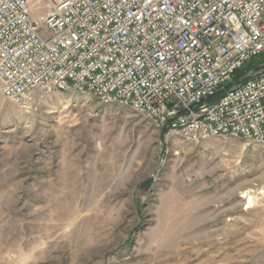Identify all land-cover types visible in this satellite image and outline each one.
<instances>
[{
    "label": "rangeland",
    "instance_id": "rangeland-1",
    "mask_svg": "<svg viewBox=\"0 0 264 264\" xmlns=\"http://www.w3.org/2000/svg\"><path fill=\"white\" fill-rule=\"evenodd\" d=\"M0 264H264V145L162 137L74 91L21 107L0 89Z\"/></svg>",
    "mask_w": 264,
    "mask_h": 264
},
{
    "label": "built area",
    "instance_id": "built-area-1",
    "mask_svg": "<svg viewBox=\"0 0 264 264\" xmlns=\"http://www.w3.org/2000/svg\"><path fill=\"white\" fill-rule=\"evenodd\" d=\"M0 0V89L92 95L186 142L264 145V0ZM34 8V10H32ZM39 15L38 18L34 14Z\"/></svg>",
    "mask_w": 264,
    "mask_h": 264
},
{
    "label": "trees",
    "instance_id": "trees-1",
    "mask_svg": "<svg viewBox=\"0 0 264 264\" xmlns=\"http://www.w3.org/2000/svg\"><path fill=\"white\" fill-rule=\"evenodd\" d=\"M263 60H264V53L258 58H255L252 61H250L249 64H247L242 70L238 71L237 76L244 74L249 69L257 68L258 63H261ZM161 136L164 137L163 132H161Z\"/></svg>",
    "mask_w": 264,
    "mask_h": 264
},
{
    "label": "water",
    "instance_id": "water-1",
    "mask_svg": "<svg viewBox=\"0 0 264 264\" xmlns=\"http://www.w3.org/2000/svg\"><path fill=\"white\" fill-rule=\"evenodd\" d=\"M153 182V177H150L147 181H145L143 184H142V188L143 190L144 189H149L150 185L152 184Z\"/></svg>",
    "mask_w": 264,
    "mask_h": 264
}]
</instances>
